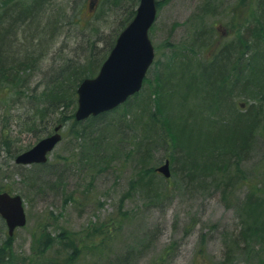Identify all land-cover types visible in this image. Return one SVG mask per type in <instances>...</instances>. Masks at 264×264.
<instances>
[{"label": "rangeland", "instance_id": "obj_1", "mask_svg": "<svg viewBox=\"0 0 264 264\" xmlns=\"http://www.w3.org/2000/svg\"><path fill=\"white\" fill-rule=\"evenodd\" d=\"M17 1L0 2V14L4 10L0 17L11 7L15 11L28 9L32 0H23L22 5ZM56 2L57 8L50 9L59 22L48 37L46 48H51V52L47 58H42L41 49L36 50L28 66L22 68L23 73L13 78L29 82L21 89L12 81L7 83L9 89L0 84V192L21 194L27 213V224L18 228L12 242H8V251L13 254L10 264H21L23 259L28 264H56L54 257L61 250L63 231L70 233L81 247L85 259L82 264H264V202L255 204L260 211L250 213V203H255L252 198L259 200L260 196L251 189L253 182L259 180L260 199L264 198V133L255 134L248 157L240 163L230 162L225 152L218 154V163L234 177L226 192L218 178L200 181L172 172L168 180L160 173H146L144 168H156L166 158L171 160L176 145L165 143V138H170L164 130L152 127L147 108L150 100L154 106L156 95L157 101L166 102L165 115L178 130L184 129L181 125L188 120V111L195 116L205 115L210 124L217 118L226 115L230 119L247 110V118L256 111L264 113V106L259 107L254 96L258 91L256 67L250 65L257 52L264 57V29L255 20L243 22L246 14L263 17L264 0H158V16L150 32L156 56L141 91L103 120L90 117L82 127L72 122L63 125V139L50 152L46 167L18 164L13 154L32 147L59 123L61 109L54 117L46 118H40L34 109L52 100L51 95L47 100L42 97L46 87L51 92L58 85V78L52 73L57 69L70 71V66L79 63L94 75L100 68V59L139 4V0ZM241 40L252 41V59L251 51L242 46ZM256 40L259 43L253 44ZM226 47L229 58L222 52ZM241 57L242 65L248 62L243 80L249 83V90L232 88L226 104L213 110L215 113H206L210 100L204 73L211 71L210 66L214 77L217 68L211 65L217 61L223 64L217 63L220 69H227V77L236 80L232 62ZM188 61L191 71L185 69ZM261 66L259 70L264 74V61ZM193 68V80L197 88L201 86L198 90L195 85L188 86ZM64 85L69 89L68 93L63 92L68 98L73 85ZM163 85L166 92L162 91ZM218 111L221 113L216 114ZM189 120V128L179 134L189 138L193 130L196 144L184 145L185 150L189 149L184 153L203 161L206 153L193 150L204 144L210 124L201 130L200 119L195 118L191 127ZM80 128L86 132L76 135ZM151 143L156 145L154 152L150 150ZM143 155L147 159L144 164ZM178 165H183L182 161ZM184 170L189 171L187 167ZM253 220L255 226L248 228ZM1 223L0 220V245L6 247L7 227ZM106 226L112 228L108 233L109 246L100 252L96 247L102 237L87 234H95ZM46 242L50 245L43 254ZM93 246L95 249L90 250Z\"/></svg>", "mask_w": 264, "mask_h": 264}, {"label": "trees", "instance_id": "obj_2", "mask_svg": "<svg viewBox=\"0 0 264 264\" xmlns=\"http://www.w3.org/2000/svg\"><path fill=\"white\" fill-rule=\"evenodd\" d=\"M56 1L57 0H32L31 3L29 4L28 9L24 10V9L18 8L19 11L18 10L15 11V10H13V7H11L10 11L8 10L6 13H4L0 17V74H3V76H4L3 79H0V84L3 83L5 86V85H7V83H11L10 81H12L16 87L18 85V89H21L22 87L26 86L29 82L25 81V79H21V78H20V80L22 82H18L19 81L18 79H16V78L13 79V78L16 76H20L19 74L23 73L21 71H24L25 69H22V68H25L26 66H28L27 65L28 61L32 60L35 57L36 50L41 49V51L43 53L42 58L43 59L47 58L46 55L48 54V52H51V48L47 49L46 46L49 45V43L47 45H46V43L49 41L48 37L50 35H53L52 31L57 26L56 22H59V20H55V16H53L54 13L52 11L53 8H57V6L55 7V5L57 3ZM0 2L3 4V2L6 3V0H0ZM17 3L22 5L24 3V1L19 0V1H17ZM38 5H40V7H41L40 9H36L37 8L36 6H38ZM208 7L209 6H207V8ZM50 8H52V10ZM3 12H4V10L2 11V13ZM135 12L136 11L131 12V15H130L128 21L126 22V24L123 25L122 28H124L132 20V18L135 15ZM73 13H74V11H73ZM243 18H244L243 19L244 23L249 22V21L252 22V20L253 21L255 20V22H257V24L259 26H262L264 29V12H263V17H258L257 14L250 13V14H246V16ZM240 22H241V20H240ZM258 34H260L259 36L262 37V34L260 32ZM115 40H113L111 42V44L109 46L110 48L107 49V51H106L107 54L105 56H103L101 59L99 58L100 59V62L98 61L100 63L99 66H101V64L103 63V61L107 57L109 51L114 46ZM240 43L242 44V46H244L245 48L247 47V49H249L251 51V59H252V52L253 51L250 49V46H252V41L251 40H241ZM255 43H259V41L256 40L253 42V44H255ZM40 44L42 46H41V48L40 47L38 48L37 46ZM43 48H45V50L46 49L47 50L44 51ZM94 50H95V47H94ZM222 52H224L225 56L229 58L230 50L227 47L225 48V51L222 49ZM244 52H242L243 57H244ZM243 57L238 58L234 62H232V67H231L233 73L239 79H243V76L245 73L244 71L246 70L245 68L247 67V63H248L247 62L246 64L242 65ZM254 58H256L255 62L250 63V65L254 64L256 67L255 84L258 88L257 95H259V94L264 95V74L262 72H260V70H259L260 67L262 69L261 65H262V61H264V57L262 59L259 56V52H257V54ZM217 63H219V62L215 61V63H214L215 65L214 64L211 65V66H213V68H215V69L217 68V71L215 72V75H214V77H217L216 79H213L214 77L211 76L212 75V67L209 66V68H211L210 72L207 69L208 74L203 72L207 78L206 83L209 87V91L207 93V96H208V100H210L209 106L207 107V109H209L210 111L205 110L206 113H215V111H213V110H216L221 105L226 104L224 102L229 97L231 91L233 89L237 88L233 83L226 80V77L228 75L227 69L226 68H225L226 70L220 69V67L217 65ZM186 64H187L186 68L189 69L188 71H191V68H192V67H190L192 65L191 61H188ZM219 64H222V63H219ZM69 66L70 65H68V67ZM70 67L72 69L70 71L67 70L69 72L65 71L64 69H58V70L63 72V75H61V77H59L57 80L58 85L56 87L53 86L52 87L53 90L51 92L46 87L47 89L46 88L44 89V93L42 95V97L45 98L46 100L50 99V95H51L52 100L50 102H47L46 104H45V102L44 103L42 102L41 106H36L34 109L40 118H46L47 116L52 117L53 114L55 115V112H57L58 110L61 109L60 110L61 112L59 111L61 113V115H60V117H57V121L59 123H63L64 125H67L69 122H72V124L78 125V127H82L81 125L84 123V121H78L75 118V110L77 107L76 89H77V86L79 85L80 81L84 77L93 75L92 74L93 71H91L90 69L86 70L85 64H83L81 66L78 63L77 65L70 66ZM12 69H16V70L18 69V71L20 69L21 70L19 72L18 71L12 72ZM230 69L228 68V70H230ZM193 70H194V68H193ZM202 70H203V68H202ZM192 73H195V70L193 72H191L190 74H192ZM190 74H189V76L191 77V82L195 85V89H196L197 85L195 84V82L193 80L195 77V74H192V75H190ZM180 75H182V73ZM183 75H184V72H183ZM26 80H27V78H26ZM65 83H72V85H73L72 86L73 93H71L68 98H67L66 94L64 95V93H63L67 89V88L63 87V86H65L64 85ZM161 86L162 85L160 84V87ZM188 86H190V85H188ZM200 87H198L197 90ZM4 89H9V85L4 87ZM164 89H165V86L163 87L162 91H164ZM169 89H171L169 92L174 93L172 88H169ZM66 91H67L66 93H68L69 89ZM164 92H166V91H164ZM154 95H155V92H154ZM171 95L173 96V94H171ZM156 96H154V98H153V102H154L153 107L151 106L152 103L150 100V104H149V107L147 108V112L150 115V119H151V122L153 124L152 127H160L161 129L164 130V132L170 138L168 140L165 138V141H166L165 143H167L168 145H171L174 142L176 144L174 154H170L171 160H172V166H173V168H172L173 175L180 172L184 175V178H189L191 175V179H195V180L198 179L200 181H213V180H216V178H218L219 179V185H221V187H222V191L223 192L228 191L231 187L232 180H234V177H232L230 175L231 171L227 167H224L222 164L218 163L217 160H218V158H220V155H218V154L220 152L221 153L222 152L229 153L228 155H226L224 153V155L228 156L230 158V162H235L236 164L240 163L242 160L247 158L249 155L248 154L249 153V146L252 144L253 139L255 137V134H258L259 132L264 133V113H263V111H256L255 114H253V116H250L249 118H247V116L244 114L246 112L249 113L250 110H247L245 113H241L238 115L235 114L230 119L226 118V115H225L220 119L217 118L216 121L213 120L211 124H210L211 121L205 120V115L200 114V115L195 116L194 112L188 111L189 114H188V116H186V119L187 118H188V120L190 119L189 120L190 121V127L192 126L193 121H196V120H194L195 118H198L202 121L200 123L201 130H204L205 127L210 124L208 127V135H207L208 137L206 138L204 144H202V146L198 150H193L194 152L200 151L201 155L203 153H206L203 156L204 160L201 161V160H198L197 158L188 157L187 154L184 153V151L189 150L187 148L185 150L184 145H191L192 144L191 142H193L195 140L194 139L195 135L193 133L194 131L191 128L190 129L192 130V134L189 135V138L187 136H186V138H182L181 137L182 135L179 134V133H181V131L183 132L189 128V126L187 124L188 120H186L185 123L181 125L184 127V129L178 130V126L172 125L171 120L167 119V116L165 115V113H167V111L165 109L166 108L165 107L166 102L164 100H162V102L160 103V101H157L155 99ZM167 96H168V94H167ZM33 98L36 99L37 97L34 95ZM69 98H70V100H68ZM62 99H64L63 102H62ZM257 100H258L259 106H261V107L264 106V98L262 100L261 99H257ZM39 107H41V108L38 109ZM252 108H253V105L251 106L250 109H252ZM111 112L112 111L100 114L98 116H92L90 119H92V120H103L105 118V116L109 115V113H111ZM218 113H221V112L220 111L216 112V114H218ZM127 114L131 115L128 112H127ZM54 115H53V117H54ZM258 115H259V117H258ZM193 117H195V118H193ZM56 125H57V123H56ZM228 126H230L229 129H228ZM206 129H207V127H206ZM175 131H177V132H175ZM85 132H86V130L84 128H80L77 131V134L76 133L75 134L79 135L80 133L84 134ZM204 132L206 133V131H204ZM246 134H250L252 136V138L250 139V138L246 137ZM188 140H189V142H188ZM150 142H151V140L148 141V143H150ZM194 144H196V143H194ZM155 146H156L155 144H152V143L150 144L151 152L155 151V149H154ZM204 146H205V148H203ZM201 148H203V149H201ZM148 150H149V148H148ZM16 155L17 154H13V158L16 157ZM144 155L142 157V159H143L142 163L143 164L147 160L144 157ZM11 156H12V154H11ZM181 161H182L183 165L179 166L178 164L181 163ZM43 166L46 167L47 164H45ZM178 166L181 169H179ZM186 167L188 168L189 171L184 170ZM144 168H146V170H147L146 173L147 172H151L153 174L157 173L155 167H153V168L152 167H149V168L144 167ZM180 170H182V171H180ZM194 173H197V175H192ZM226 173L229 175H226ZM193 176H195V177L192 178ZM207 177H211V178H207ZM168 180H170V179H168ZM258 183H259V180L256 182H253V184L251 186V189L252 190L254 189L253 191H255L254 194L258 193L260 195L259 200L252 198V200H255L254 201L255 203H250L251 215L255 214L256 210L258 209L255 206V204H257L258 202L259 203L264 202V198L260 199L262 190H261V188H258L259 187ZM258 211H260V209H258ZM261 213H263V210L261 211ZM0 220L2 221L1 224L5 225L4 220L1 217H0ZM255 224H256V221L253 220L251 225H249L248 228L254 227ZM108 226L98 230L95 234H92V233L87 234V235L97 236V238H98V236L102 237V239L98 240L99 245L96 247L97 250H99L100 252H102L107 246H109L108 238H109L110 234H108V233H110V230L112 228H110ZM255 230H257V228H253V231H255ZM0 232H3V228H0ZM42 234L45 235L44 232H42ZM60 235L61 236L63 235L64 238L61 241V250L59 252H57V254L54 257L56 259L55 260L56 264H82L85 259H84L83 255H81V253H82L81 247L78 245V242H76V239H72L71 238L72 236L70 235V233H68L66 231H63L62 234H60ZM12 240H13V238L8 235L4 241V244L6 245V247H4L3 244L0 245L1 247L3 246V248L0 247L1 248L0 249V264H10L12 262L13 254H12V252L8 251V247H10L8 242L10 243V242H12ZM80 241L82 244L85 243V240L82 239V237H80ZM49 245H50L49 243H47V242L45 243L44 249H43V254H45L46 247H49ZM110 247H112V246L110 245ZM94 249H95L94 246L90 248V250H94ZM225 262L226 261H223V263H225ZM17 264H20V263L17 262ZM21 264H28V261H25L23 259ZM251 264H253V261Z\"/></svg>", "mask_w": 264, "mask_h": 264}, {"label": "water", "instance_id": "obj_3", "mask_svg": "<svg viewBox=\"0 0 264 264\" xmlns=\"http://www.w3.org/2000/svg\"><path fill=\"white\" fill-rule=\"evenodd\" d=\"M156 14L155 0H140L135 17L119 34L98 74L85 78L80 83L75 113L77 120L114 109L141 89L155 57L149 28L155 21ZM61 126L58 125L55 133L19 154L16 161L23 164L47 161L48 152L62 139L59 132ZM157 170L170 177V161L167 160ZM0 214L6 220L9 234L13 235L16 227L24 226L27 222L22 196L0 193Z\"/></svg>", "mask_w": 264, "mask_h": 264}, {"label": "bare ground", "instance_id": "obj_4", "mask_svg": "<svg viewBox=\"0 0 264 264\" xmlns=\"http://www.w3.org/2000/svg\"><path fill=\"white\" fill-rule=\"evenodd\" d=\"M186 70H189V69H187V68H185ZM56 73V74H55ZM207 73V72H206ZM60 74L61 75H63V72L62 71H60V70H56V71H54L53 73H52V77H57V78H59V76H60ZM208 74V73H207ZM185 76L183 75L182 76V78H184ZM217 77H214L213 79H216ZM219 78V77H218ZM187 80V79H186ZM226 80L227 81H230V82H232L237 88H241V90L242 91H244V92H246L247 90H249V83L248 82H246L245 80H243V79H239V78H237L236 77V80H233V78H228V77H226ZM218 82V81H217ZM188 85H190V86H193L194 84L190 81L189 82V84ZM76 92H77V89H76ZM257 99H263L264 98V95H262V94H259V95H254ZM252 98V97H251ZM259 107H261V106H259ZM229 127L230 126H228V129H229ZM246 137H248V138H252V136L250 135V134H246ZM230 174H231V172H230ZM233 174V173H232ZM231 174V175H232ZM207 178H211V177H207Z\"/></svg>", "mask_w": 264, "mask_h": 264}]
</instances>
